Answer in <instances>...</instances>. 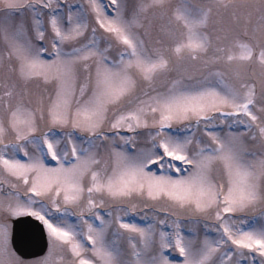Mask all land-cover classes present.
<instances>
[{"label":"snow or ice","instance_id":"1","mask_svg":"<svg viewBox=\"0 0 264 264\" xmlns=\"http://www.w3.org/2000/svg\"><path fill=\"white\" fill-rule=\"evenodd\" d=\"M0 264H264V0H0Z\"/></svg>","mask_w":264,"mask_h":264},{"label":"water","instance_id":"2","mask_svg":"<svg viewBox=\"0 0 264 264\" xmlns=\"http://www.w3.org/2000/svg\"><path fill=\"white\" fill-rule=\"evenodd\" d=\"M17 225H14V229L16 228ZM14 235H15V243L18 247H22L24 245H22L20 243V235L17 237V234H15L14 232ZM18 238V239H17ZM19 240V241H18ZM38 249H21L22 253L26 256V258H29V257H35V256H38L40 254L43 253L42 249H43V244H40V245H36Z\"/></svg>","mask_w":264,"mask_h":264},{"label":"rangeland","instance_id":"3","mask_svg":"<svg viewBox=\"0 0 264 264\" xmlns=\"http://www.w3.org/2000/svg\"><path fill=\"white\" fill-rule=\"evenodd\" d=\"M122 131H124V132H127V130L125 129V130H122ZM21 156H22V154H21ZM142 211V210H141ZM249 215H251V216H256V214L255 213H250ZM257 219H259L258 218V216L256 217Z\"/></svg>","mask_w":264,"mask_h":264}]
</instances>
